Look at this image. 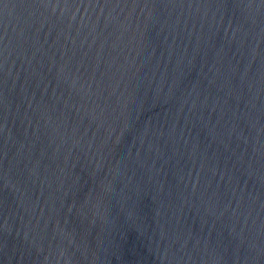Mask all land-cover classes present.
<instances>
[{
	"label": "water",
	"instance_id": "1",
	"mask_svg": "<svg viewBox=\"0 0 264 264\" xmlns=\"http://www.w3.org/2000/svg\"><path fill=\"white\" fill-rule=\"evenodd\" d=\"M0 264H264V0H0Z\"/></svg>",
	"mask_w": 264,
	"mask_h": 264
}]
</instances>
